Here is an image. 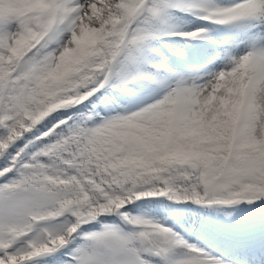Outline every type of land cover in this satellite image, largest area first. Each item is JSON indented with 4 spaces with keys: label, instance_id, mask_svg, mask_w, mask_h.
<instances>
[{
    "label": "snow or ice",
    "instance_id": "1",
    "mask_svg": "<svg viewBox=\"0 0 264 264\" xmlns=\"http://www.w3.org/2000/svg\"><path fill=\"white\" fill-rule=\"evenodd\" d=\"M0 264H264V0H0Z\"/></svg>",
    "mask_w": 264,
    "mask_h": 264
}]
</instances>
